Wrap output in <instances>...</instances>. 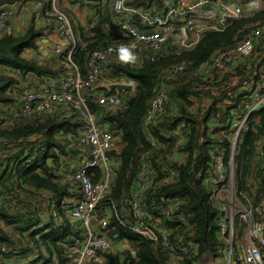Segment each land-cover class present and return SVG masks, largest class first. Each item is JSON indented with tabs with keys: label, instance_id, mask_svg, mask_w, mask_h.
Instances as JSON below:
<instances>
[{
	"label": "trees",
	"instance_id": "1",
	"mask_svg": "<svg viewBox=\"0 0 264 264\" xmlns=\"http://www.w3.org/2000/svg\"><path fill=\"white\" fill-rule=\"evenodd\" d=\"M12 1L0 0V7ZM76 3L78 9L88 6L83 1L76 0ZM109 3L110 0H104L95 7L88 6L85 26L75 21L77 18L68 8L75 2L60 7L76 32L77 47L72 62L83 77L89 53L118 42L111 32ZM125 6L161 11L163 0H125ZM263 20L264 5H261L251 17L233 18L221 30L204 31L189 48L170 42L160 51L145 53L137 60H116L105 65L108 75L132 80L136 89L132 95L102 89L105 95L115 98L113 108L90 104L98 124L114 138L109 155L116 163L107 199L96 207V213L115 209L116 216H108L106 236L111 243L123 241L126 244L121 254H105L101 264H109L108 256L111 264H169L159 245L132 233L127 227L131 221L129 203L142 157L153 172L152 186L143 192L149 220L168 230L170 243L187 246L189 255L183 259L186 264H206L217 257L219 217L210 190L203 183L210 176L212 161L207 125L220 126L231 111L245 101L249 84L257 80L258 70L264 64V34L257 40L251 56L233 62L220 80L198 77L193 69L214 53L235 46L256 22ZM41 38L42 28L34 21L27 22L21 33L0 36V264L12 257L27 259L33 251L37 252V258L22 260V264L69 262L65 246L69 244L71 233L68 218L63 217L61 208L66 206L68 214L72 199L77 197L69 191L65 180L72 161L80 152L75 141L81 122L68 111L58 113L56 110L23 120H14L8 115L15 107L20 90L35 81L61 78L60 58L39 52ZM41 57L45 59L41 61ZM179 64H183V69L169 75L166 82L171 110L166 109L154 118L145 130L144 114L164 80V72ZM256 115L259 119L256 129L262 132L264 109ZM178 128L182 135L173 139L171 134ZM33 135L40 136L39 143L27 141ZM254 135V132L243 134L236 148L235 159L244 163L240 180L244 178L252 154ZM6 144L10 145L7 150ZM39 157L41 164L37 163ZM160 162L175 173L168 184H161L164 175ZM45 205L48 206L47 221L39 226L37 214ZM162 209L170 210L168 218L161 213ZM53 212L60 215L61 224L45 233ZM32 227L35 229L29 234Z\"/></svg>",
	"mask_w": 264,
	"mask_h": 264
},
{
	"label": "built area",
	"instance_id": "2",
	"mask_svg": "<svg viewBox=\"0 0 264 264\" xmlns=\"http://www.w3.org/2000/svg\"><path fill=\"white\" fill-rule=\"evenodd\" d=\"M67 1L14 0L0 7V30L3 34L11 33V19L31 12L32 21L42 28L39 52H42L45 43L48 46L45 56L60 58L58 64L62 70L58 80L35 81L20 90L15 107L8 115L14 120H23L61 108L74 114L81 122L82 128L75 141L80 152L72 161L65 180L69 191L77 194L68 213L69 239L72 242L65 246V254L69 259L68 264H101L104 255L112 250L106 228L108 216H116V211L112 207L109 211L96 213V207L107 199L116 163L109 155L114 138L98 124L90 104L115 107V98L102 91L109 85H125L129 91L122 93L129 95L136 89L134 81L108 75L105 65L121 60L122 48L127 49L136 60L142 56L140 52L156 53L170 42H176L181 48H189L197 43L204 31L221 30L227 18L253 16L255 11L248 5L252 2L264 5V0H163L161 11L133 9L125 6V0H112L111 32L118 42L89 53L84 77L72 62L77 47L76 32L60 8ZM81 1L91 7L104 3V0ZM263 34L264 20L256 22L254 28L232 48L216 52L198 63L193 69L194 75L220 80L233 62L251 56L257 40ZM182 69L183 64H179L164 72V80L158 85L144 114L145 130L154 118L166 109L171 110L166 82L169 75ZM248 92L245 101L231 111L223 124L218 127L215 124L207 125L212 161L210 176L203 183L210 190L211 201L219 217L216 231L220 243L217 257L211 259L209 264H264V130L259 132L256 129L259 122L256 113L264 109V64L258 70L257 80L249 84ZM247 132H254L255 135L251 143L252 154L244 178L240 180L244 163L235 159L236 148L241 143L242 135ZM181 133L178 128L171 137L177 139ZM39 140L38 135L27 138L30 143H39ZM150 141L154 146L151 138ZM9 147L6 144V150ZM142 160L131 194V221L127 227L132 233L159 245L169 264H186L183 259L189 255L187 246L170 243L168 230L158 222L150 221L145 212L143 192L152 186L153 172L150 165L144 162V157ZM159 165L164 175L161 184H168L175 173L165 163L160 162ZM47 211V205L39 208V226L47 221ZM161 213L166 218L170 216L168 209H162ZM49 217L52 222L45 233L55 229L62 221L55 212ZM77 220L81 221L78 226L75 225ZM120 224L123 225L122 222ZM34 229L30 228L28 233ZM75 231L77 237H73ZM130 253L133 254L132 251ZM35 258L37 252L33 251L27 259L12 257L1 264H22V260Z\"/></svg>",
	"mask_w": 264,
	"mask_h": 264
},
{
	"label": "crops",
	"instance_id": "3",
	"mask_svg": "<svg viewBox=\"0 0 264 264\" xmlns=\"http://www.w3.org/2000/svg\"><path fill=\"white\" fill-rule=\"evenodd\" d=\"M81 0H79L80 2ZM69 2H75V5H77L78 3H76V0H68L66 5L62 6V7H66L68 6ZM112 0H110V3L111 4ZM262 4H258L256 2H252L248 5V8L250 9H253L255 12H257L259 10V8L261 7ZM4 6V5H3ZM1 6V7H3ZM31 22L32 19H31V12H26L23 14V16H21L20 18H13L9 21V27L11 29V32H13L14 34H18V33H21L24 26L26 25L27 22ZM3 33L1 32L0 30V36L2 35ZM45 48V50L43 51V56L47 55V50H48V46L44 43L43 44ZM43 48V47H42ZM42 54V52H41ZM58 111L59 112H66V110L64 109H60V108H56L52 111H47V112H44V113H49V112H54V111ZM126 249V244L125 242L123 241H115L114 243L112 242V250L110 251L112 254H121L124 250Z\"/></svg>",
	"mask_w": 264,
	"mask_h": 264
},
{
	"label": "rangeland",
	"instance_id": "4",
	"mask_svg": "<svg viewBox=\"0 0 264 264\" xmlns=\"http://www.w3.org/2000/svg\"><path fill=\"white\" fill-rule=\"evenodd\" d=\"M67 7V6H66ZM68 8H71L72 9V12H73V16L74 18H77V20L75 19V21L79 22V25L80 26H85L86 24V21L89 17V14L87 13V10L89 11V7L88 6H85L84 9H78L77 8V5L73 4L72 6H68ZM247 26L245 27V30H246ZM46 47L43 46V48H41V51H42V55H43V51L45 50ZM45 58L44 57H41L40 60L43 61ZM42 162V158L39 157L38 159V164H41ZM61 211H62V214H63V217L64 218H68V214H67V207L65 206V208H61ZM62 231H60L59 233H61ZM61 235V234H60ZM210 259L209 261L206 263V264H209L210 263Z\"/></svg>",
	"mask_w": 264,
	"mask_h": 264
},
{
	"label": "water",
	"instance_id": "5",
	"mask_svg": "<svg viewBox=\"0 0 264 264\" xmlns=\"http://www.w3.org/2000/svg\"><path fill=\"white\" fill-rule=\"evenodd\" d=\"M229 21H230V18H227V22H229ZM140 54L143 56V52H140ZM56 86H58V83H56ZM107 89L108 90H114L116 92H127V91H129V88L127 86H125V85H118V84L109 85L107 87ZM80 223H81V221L80 220H77L75 222V225L78 226ZM77 235H78L77 234V231L73 232V237H77ZM68 242L71 243L72 242V239H69ZM108 258H109V264H111V262H112L111 257L108 256Z\"/></svg>",
	"mask_w": 264,
	"mask_h": 264
},
{
	"label": "clouds",
	"instance_id": "6",
	"mask_svg": "<svg viewBox=\"0 0 264 264\" xmlns=\"http://www.w3.org/2000/svg\"><path fill=\"white\" fill-rule=\"evenodd\" d=\"M120 59L121 60H125V61H127V60H130V59H134V57H132L130 54H129V52L127 51V49H121L120 50Z\"/></svg>",
	"mask_w": 264,
	"mask_h": 264
}]
</instances>
